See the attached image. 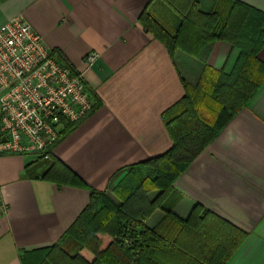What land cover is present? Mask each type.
Returning <instances> with one entry per match:
<instances>
[{
	"label": "crops",
	"instance_id": "1",
	"mask_svg": "<svg viewBox=\"0 0 264 264\" xmlns=\"http://www.w3.org/2000/svg\"><path fill=\"white\" fill-rule=\"evenodd\" d=\"M149 1L0 0V26L23 18L49 49L83 72L97 102L81 122L59 129L64 132L48 160L0 157V264H33L34 252L58 244L89 204V190L119 203L116 190L147 174L139 164L171 148L164 115L183 99L184 85L196 86L205 69L218 73L210 77L218 85L237 82L238 46L217 42L201 59L181 50L170 56L138 23ZM215 1L198 0L200 10L209 12ZM234 1L263 15L256 61L264 65V0ZM90 53L98 59L86 69ZM53 159L86 188L43 179ZM172 189L164 208L143 220L162 239L146 241L142 264H202L204 248L214 263L229 255L224 264H264V83ZM158 194L149 192L147 201ZM165 211L179 222L193 211L196 216L181 228Z\"/></svg>",
	"mask_w": 264,
	"mask_h": 264
},
{
	"label": "trees",
	"instance_id": "2",
	"mask_svg": "<svg viewBox=\"0 0 264 264\" xmlns=\"http://www.w3.org/2000/svg\"><path fill=\"white\" fill-rule=\"evenodd\" d=\"M262 19L261 13L234 0H216L209 12L200 10L198 0L147 3L138 23L170 56L181 50L201 59L217 42L238 46L241 54L237 82L229 87L218 85L217 78H210L218 73L205 69L196 86L184 85L185 96L164 115L171 148L139 164L147 174L116 190L119 203L105 193L89 190L87 207L58 244L33 253V264H142V253L148 248L146 241L151 237L162 239L158 232L145 227L143 220L156 209L164 208L163 202L174 182L264 83V65L256 61L262 47ZM63 126L67 130L74 125ZM42 178L57 186L86 188L73 172L54 159ZM152 191L159 194L149 203L146 194ZM165 212L166 218L180 223L181 228L196 216L193 211L186 222H179L169 211ZM125 238L129 245L124 244ZM244 238L243 235L241 241ZM209 253V249H203L202 264H224L229 257L214 263Z\"/></svg>",
	"mask_w": 264,
	"mask_h": 264
},
{
	"label": "built area",
	"instance_id": "3",
	"mask_svg": "<svg viewBox=\"0 0 264 264\" xmlns=\"http://www.w3.org/2000/svg\"><path fill=\"white\" fill-rule=\"evenodd\" d=\"M97 59L96 53L85 56V68ZM96 105L83 72L49 49L23 18L0 26V157L36 154L48 160L59 129L78 124Z\"/></svg>",
	"mask_w": 264,
	"mask_h": 264
},
{
	"label": "rangeland",
	"instance_id": "4",
	"mask_svg": "<svg viewBox=\"0 0 264 264\" xmlns=\"http://www.w3.org/2000/svg\"><path fill=\"white\" fill-rule=\"evenodd\" d=\"M203 6H204V5H203ZM211 109H213V108H211ZM208 111H209V110H208ZM141 172H143V173H144V172H145V170H141ZM145 173H146V172H145ZM141 174H142V173H141Z\"/></svg>",
	"mask_w": 264,
	"mask_h": 264
}]
</instances>
